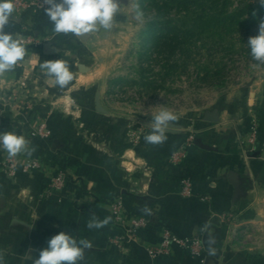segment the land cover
<instances>
[{
  "label": "crops",
  "instance_id": "0c3cea01",
  "mask_svg": "<svg viewBox=\"0 0 264 264\" xmlns=\"http://www.w3.org/2000/svg\"><path fill=\"white\" fill-rule=\"evenodd\" d=\"M25 25L34 26L47 41L25 47L24 59L0 76V130L29 140L35 149L31 157L40 158L43 167L29 173L19 167L14 175L0 171L4 264H34L38 250L60 231L92 242L80 264H264V74L245 97H221L194 119L178 116L164 144L149 145L143 139L135 146L123 133V116L109 111V101L81 102L73 95L89 87L93 76H100L96 80L103 76V29L73 42L55 35L47 16L27 15L18 20L11 16L6 31L15 38ZM57 59L67 61L74 74L65 89L53 87L39 68L41 62ZM17 90H29L35 101L26 114L29 124L13 108L5 107V95ZM86 107L90 114L83 112ZM99 107L103 115L97 113ZM251 112L260 128L254 149L247 151L241 139ZM43 121L49 135L41 139L35 129ZM13 122L20 126L9 128ZM189 131L195 133L194 147L182 164L174 166L169 158ZM4 152L0 149V154ZM57 167L67 172L69 189L47 198L43 192ZM185 176L194 182L190 198L179 193ZM114 196H121L127 213H143L151 219L137 243H113L122 234L110 212ZM145 207L150 214L142 211ZM225 213L243 220L248 230L257 226L259 237L254 239L253 233L254 240L243 243L227 235L219 223ZM92 215L100 220L111 217V221L104 228L89 230L86 223ZM162 227L179 236H201L206 261L179 248L170 256L151 259L143 244L158 241Z\"/></svg>",
  "mask_w": 264,
  "mask_h": 264
},
{
  "label": "rangeland",
  "instance_id": "374dc122",
  "mask_svg": "<svg viewBox=\"0 0 264 264\" xmlns=\"http://www.w3.org/2000/svg\"><path fill=\"white\" fill-rule=\"evenodd\" d=\"M15 1L13 0V3ZM153 1L121 0V11L116 18L114 30L111 32L103 30V76L101 79H97L98 81L94 78L100 76H93L89 87L73 92L74 98L81 102L86 100L109 101L111 104L109 111L117 112L123 116V133L128 142L135 146L144 142V136L151 131V117L158 114L160 110L168 109L177 116L182 115L194 119L197 113L205 111L221 97L230 95L232 98L245 97L264 74V66H258L252 57L248 58L250 49L247 46L248 38L258 34L260 19L253 24L250 32L246 27L231 25L227 31L222 33L212 28L200 36L189 37L188 40L193 42L192 59L186 61L180 55L172 58V62L176 63L180 69L167 80L165 87L163 89L145 88L139 76V65L142 64L144 68L152 70L149 74L150 77L161 71L159 59L148 52L147 44H145L150 32L146 27L147 23L152 20L156 12ZM157 1L161 2L162 0ZM26 2L25 8L14 3L15 7L12 13L14 19L18 20L21 16L27 15L36 16L38 19L46 16L42 0H27ZM137 2L145 12L143 23L134 19L132 6ZM231 2L230 10L241 7L240 2L261 5L260 0H231ZM168 16L176 19L179 23L190 21V15L186 11L178 12L175 8L169 12ZM244 18H250V15L246 14ZM250 23H252L251 19ZM33 28L30 25H25V27H21L22 33L15 37L21 40L25 47L32 48L47 41V38L41 33H37ZM55 35L68 36L73 39V42L77 40V37L72 34L55 33ZM185 61L188 62L186 70L182 66V62ZM221 62L227 65L228 73L220 86L212 87L198 80L197 73L202 76L204 67L214 70L215 64ZM135 82L137 84H134ZM100 85L104 88L101 89ZM4 104L5 107L13 108L17 116L26 121V118L28 119L26 114H30L34 109L35 101L29 90H17L10 91L5 95ZM87 109L86 107L83 112L90 114ZM97 113L103 115V108L99 107ZM29 123L26 121V124ZM19 126L13 122L9 128H18ZM246 133L241 139L243 150H246L242 143ZM219 223L227 231L226 234L230 233L232 238L233 230L246 227L243 220L238 219L230 223L222 221L220 218ZM254 229L255 237H253L257 239L260 229L257 226ZM253 237L241 236L237 238L244 243Z\"/></svg>",
  "mask_w": 264,
  "mask_h": 264
},
{
  "label": "clouds",
  "instance_id": "9594fccd",
  "mask_svg": "<svg viewBox=\"0 0 264 264\" xmlns=\"http://www.w3.org/2000/svg\"><path fill=\"white\" fill-rule=\"evenodd\" d=\"M264 6V0H260ZM121 0H42L43 10L53 25L56 34H72L80 38L101 29L114 30L116 18L121 11ZM13 0H0V76L15 69L18 62L26 55V48L21 40L14 38L12 32L6 31L10 17L14 12ZM134 19L143 23L145 12L135 3L132 6ZM248 48L253 61L258 66H264V19L258 25V34L248 38ZM40 71L51 80L53 87L65 89L74 79V74L67 61L62 59L46 60L39 64ZM178 116L168 109H162L151 117V132L144 136L146 144L162 145L167 139V131ZM30 141L16 132L0 133V149L5 151L9 159L24 153L31 157L35 151L30 148ZM142 211L149 213L147 207ZM111 217L98 219L95 215L87 221L89 230L101 229L107 226ZM93 244L87 238L77 239L73 235L60 231L53 235L47 246L38 250L34 264H80L85 258V251L92 249ZM0 264H4V253L0 250Z\"/></svg>",
  "mask_w": 264,
  "mask_h": 264
},
{
  "label": "trees",
  "instance_id": "16d2710c",
  "mask_svg": "<svg viewBox=\"0 0 264 264\" xmlns=\"http://www.w3.org/2000/svg\"><path fill=\"white\" fill-rule=\"evenodd\" d=\"M240 3L241 7L230 10L231 0H162L161 2L154 0L156 12L152 20L147 23L146 27L150 32L145 44L148 52L159 59L161 71L150 77L152 70L140 64L139 76L142 85L149 89L165 87L167 80L180 69L171 59L180 55L187 61L193 57V42L188 40L189 37L200 36L212 28L222 33L231 25L246 27L250 32L253 24L264 18V6ZM174 8L178 12L186 11L190 15V21L179 23L176 19L170 18L168 14ZM246 14H249L250 18H244ZM250 19L252 23L249 24ZM250 57L251 55L248 56ZM186 61L182 62L184 70L188 67ZM214 67V70L204 67L202 76L197 73L198 80L212 87L220 86L227 76V65L221 62L216 63Z\"/></svg>",
  "mask_w": 264,
  "mask_h": 264
},
{
  "label": "built area",
  "instance_id": "2783aa9c",
  "mask_svg": "<svg viewBox=\"0 0 264 264\" xmlns=\"http://www.w3.org/2000/svg\"><path fill=\"white\" fill-rule=\"evenodd\" d=\"M27 0H16L14 3L19 7L25 8ZM260 122L255 114H250V126L243 140V145L247 151L254 149L258 139ZM36 135L41 139L48 137L49 130L46 122H41L36 127ZM0 133L2 131L0 130ZM195 133L190 131L185 137L184 141L172 152L169 161L172 165L182 164L189 156L190 150L195 144ZM23 172L29 173L33 170L41 169L43 162L38 157L23 158L19 154L17 157L9 159L6 152L0 154V171L4 170L11 175H14L18 168ZM193 179L190 176H185L180 181L179 193L182 197L190 198L193 196ZM69 178L65 170L57 167L48 178V186L43 192L45 197H50L54 194H65L68 191ZM205 200L206 198H202ZM110 212L113 218V224L118 227L122 234L113 239V243L121 244L126 242L128 244L137 243L142 239L141 234L150 228L151 219L148 215L143 213H127L123 204L121 196H114L110 201ZM222 221L234 222L235 216L231 213L221 215ZM253 230H248L244 227L242 229L233 230V237H252ZM145 251L151 259H157L164 256H170L175 248L188 251L191 257L198 258L202 263L206 261L207 253L203 244L202 238L199 235L179 236L171 229L162 227L160 229V237L156 242H144Z\"/></svg>",
  "mask_w": 264,
  "mask_h": 264
}]
</instances>
